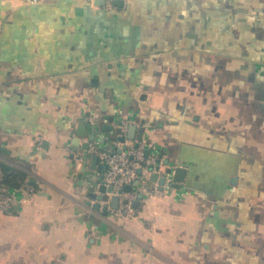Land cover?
Wrapping results in <instances>:
<instances>
[{"label":"crops","instance_id":"crops-1","mask_svg":"<svg viewBox=\"0 0 264 264\" xmlns=\"http://www.w3.org/2000/svg\"><path fill=\"white\" fill-rule=\"evenodd\" d=\"M131 125L168 181L117 218L77 193L105 167L73 142ZM0 164L26 176L0 264H264V0H0Z\"/></svg>","mask_w":264,"mask_h":264},{"label":"built area","instance_id":"built-area-1","mask_svg":"<svg viewBox=\"0 0 264 264\" xmlns=\"http://www.w3.org/2000/svg\"><path fill=\"white\" fill-rule=\"evenodd\" d=\"M37 3L39 0H29ZM108 7H113L116 0H106ZM150 145L145 141H131L125 139L117 144L113 152L90 150L91 154L99 157L105 166L101 183L106 187H111L114 194L120 198L119 209L115 211L117 218L132 216L134 196L131 192L125 191L127 187L134 186L143 178H149L160 163L150 155ZM152 168V170H150ZM159 173L160 170H159ZM3 180V172L0 169V181ZM41 182L36 181L34 185L28 184L25 188L22 203H28L37 193V188L41 187ZM13 199L0 194V212L10 214L13 210Z\"/></svg>","mask_w":264,"mask_h":264},{"label":"water","instance_id":"water-1","mask_svg":"<svg viewBox=\"0 0 264 264\" xmlns=\"http://www.w3.org/2000/svg\"><path fill=\"white\" fill-rule=\"evenodd\" d=\"M136 130L137 128L134 125L129 126L128 130H127V139L133 141L136 137ZM77 139L74 140L73 145L77 146L79 144V140L81 138H87L89 139V141L86 144H83V151H84V155L82 156V159L87 162L89 156H90V143L93 141L94 136H89L86 133V127L85 126H80L78 131H77ZM125 137H121L120 138V142H124ZM140 140V138H139ZM73 150L76 151V147H73ZM92 161H91V169L94 170L96 168V166L99 163V157L97 155H93L92 157ZM105 167V166H104ZM87 164L83 165V168L77 178V185H78V194H81L82 196H87L88 198H92L94 200H97L98 202H102L105 199V196H110V208L108 206H105V213L107 214L108 210H115L117 211L119 209V204H120V198L114 194V191L111 187H106L104 185H102L101 180H98L97 182H95L92 187H85V183H84V176L87 174ZM150 170H152V168H150ZM157 172H154L150 175L149 178H145V180H150L154 183L159 182L160 184V189L162 190L163 187L166 185L167 181H168V177L167 176H163L162 178H160V166L158 165L156 168ZM186 176V169L185 168H177L175 170L174 176H173V184L172 187L178 189L180 186L179 184L184 182ZM82 188V190H80ZM130 187H127L125 189V191L130 192ZM95 190H97L98 192H95ZM82 191V192H81ZM96 208H100V205L96 206Z\"/></svg>","mask_w":264,"mask_h":264},{"label":"trees","instance_id":"trees-1","mask_svg":"<svg viewBox=\"0 0 264 264\" xmlns=\"http://www.w3.org/2000/svg\"><path fill=\"white\" fill-rule=\"evenodd\" d=\"M0 169L3 172V180L0 181V190L5 187H19L25 184L26 176L23 174H16V172L1 164Z\"/></svg>","mask_w":264,"mask_h":264}]
</instances>
